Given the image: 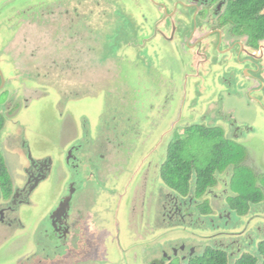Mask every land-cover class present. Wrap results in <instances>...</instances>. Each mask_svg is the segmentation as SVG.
<instances>
[{"label": "rangeland", "instance_id": "374dc122", "mask_svg": "<svg viewBox=\"0 0 264 264\" xmlns=\"http://www.w3.org/2000/svg\"><path fill=\"white\" fill-rule=\"evenodd\" d=\"M164 6L174 8L169 0L0 2V26L3 18L27 10L46 8L42 12L48 16L38 27L31 18L34 14L27 13L13 34L0 27V67L6 84L0 90V115L5 119L0 152L11 188L25 181L28 152L35 159L52 160L47 179L31 193L28 204L6 213L5 223L0 222V264H150L171 256L172 249L180 246L185 255L189 246L200 254L212 246L207 236L215 231L203 227L207 222L202 218L198 227L203 228L194 234L186 225L173 226L174 221L166 219L167 200L162 196L168 190L153 159L162 156L163 161L172 145L183 162L203 168L213 146L233 135L235 121L247 128L237 141L245 148L243 164L254 176L259 174L261 183L264 105L257 103L254 111L247 104L264 101L263 93L245 94L249 90L246 84L237 86L238 78L227 88L221 85L222 78H229L224 66H233L242 79L245 74L240 65L214 61L221 52L217 44L205 66L209 84L200 86L186 78L189 29L184 26L177 34L171 25L168 30ZM233 20L246 33L237 18ZM74 144L80 146L77 173L64 162L65 148ZM152 147L156 152L146 160ZM109 154L114 164L107 160ZM115 169L128 176L136 170L128 184L126 176L112 186ZM231 171L228 167L216 175L213 193L218 198H202L213 219L224 205L222 192L233 195ZM68 181H75L77 188L72 200L82 209H76L77 218L84 212L91 220L88 229L75 232V239L71 235L66 251L49 242L45 220ZM9 200L0 194V208ZM233 222L242 232L235 237L240 253L253 255L255 245L264 240V198L250 213L233 217ZM246 237L252 245L240 240ZM230 240L215 239L225 244ZM178 263L185 264L177 258L170 262Z\"/></svg>", "mask_w": 264, "mask_h": 264}, {"label": "flooded vegetation", "instance_id": "af4514ba", "mask_svg": "<svg viewBox=\"0 0 264 264\" xmlns=\"http://www.w3.org/2000/svg\"><path fill=\"white\" fill-rule=\"evenodd\" d=\"M1 1L2 0H0V2ZM169 1L171 2V6L172 7L174 6V8L171 10L169 8L167 9V7L164 6L165 11L169 14V19H170V23L167 22L168 30L171 29V25L173 27V30L176 28L177 34L180 33L181 30H183L184 26H186V30L189 29V32L187 34L188 36L187 39L190 42V44L188 45V50L184 51L188 53L190 55V58L192 59L188 71L189 73L187 74L188 78L195 80L197 84H200V86L204 84H209L211 76L209 70L206 69L205 66L208 63H210L211 55L213 54L214 48L217 44L221 52L218 54V57L214 59V61L215 62L230 61L233 64L240 65L242 67L241 72L244 71L245 74L244 79H242L240 72L233 70V66L228 65L227 68L224 66L223 69L225 70V72L229 74V78H222L221 85L224 86V88H227L230 85V81L233 78H238L237 86L246 84L247 89L249 90L248 92L245 91V94L249 95L250 92L252 91H258V92H262L264 97V20H258L259 16L264 15V8H262L259 12L250 15L249 17H247V19L242 20V16L240 13H237L235 9L230 10V6L234 4L233 2H236V0H169ZM45 10L46 8L45 9L40 8L39 11L27 10V12L23 11L21 13H17L15 16L11 15L9 18H3L2 20H4L5 23L0 27L5 33L8 31L7 34L9 33L13 34L15 28L17 29L20 23L21 22L23 23V20L19 22V18H24V19L27 18V13L29 12L34 14L33 17L31 16V18L32 19L35 18L34 19L35 24L38 27H40L41 25H44V23H46L48 20L47 18L48 16L42 12ZM0 13H2L1 7H0ZM193 13L194 15L192 16ZM233 18H237V20L241 23L243 28H245L246 33H244L243 30L237 29V27L234 24ZM42 20H45V22H40ZM158 23L159 21L156 22V26L157 28L160 29V26L157 25ZM4 28H6L7 31H5ZM194 37L195 40H193ZM197 42L198 44H196ZM196 57L202 58V60H204L205 62V65H202L203 67L199 70L202 76L198 72V68L200 67L201 64L199 63V61L194 60L196 59ZM0 70L2 72L1 67ZM63 72L66 71L64 70ZM9 81L10 78L7 81L8 84ZM15 81L12 80L11 83ZM21 83L24 84L25 81L23 82L21 81ZM4 85H6L5 80L1 84V78H0V90L4 88ZM9 86H11V84H9ZM160 99H162V97H160ZM257 103L261 104L263 108L264 101L262 99H259L258 101L253 99L251 104H247V107H250L255 111V109L257 108ZM233 123L234 125L231 126L233 135H231L230 137H225L226 136L225 135L223 140L231 141L236 145H240V147L242 148L240 150L244 151L246 157L245 148L237 141L241 139V135L244 133V131H247V128L237 124V121ZM248 131L251 132L250 129H248ZM156 144L157 142L155 143V145ZM155 147L154 148L152 147L151 149L148 150L145 156L146 160L150 158L154 152H156ZM79 148L80 146L74 144V145H70L69 147H66L64 150L65 151L64 162L69 168L74 170V173L78 172V168L81 165V161L78 155ZM98 157H100V155H98ZM33 159L35 164L31 165L26 155L27 165L23 169V173L25 176L24 183L20 187L15 188L14 190L11 188V183H10V191L7 197H4L3 194H1L0 192L1 197L4 200L10 199L5 207L0 208L1 223H5L6 213L13 214L19 209L20 206L28 204V198L31 195V193L37 189L38 185H40L39 184L40 182H44L47 179V174L50 172L52 167L51 158L47 157L44 159H35V158ZM108 159H111V161L113 162V154H109L107 160ZM156 159L154 158L153 160L159 163L158 175L160 179L161 168L163 167V165L167 160V152L163 160L164 162L162 161V156ZM243 161L244 158H242L239 161V166L245 167ZM99 162L100 161L98 160L95 164ZM228 167H231L232 169L231 171V177H232V172L234 170V167L232 164H230L225 168V170ZM99 169L100 167L98 166L97 170ZM115 171H116L114 172L115 176L112 178V182H111L112 186L114 185L115 182H117L119 185L121 179L126 176L128 177V179L125 181V184L126 183L128 184L134 173V171L133 172L131 171L130 176H128L125 171L124 172L122 171V169H121L122 171L121 174H119L116 169ZM198 172L199 169L194 168L193 165L191 164L190 173H189L190 177L188 179L190 190L189 193L185 196H181L180 194H178L176 190L170 188L163 181L162 183L163 186L167 188L168 193L170 192L171 195V196H167L168 194L167 193L165 196H162L163 198L165 197L167 200L166 214L164 215L171 224L172 221H174L175 224L173 223L172 224L173 226H176V223L181 226L186 225V227L191 231L192 234H194L195 231H199L203 227L206 228L210 227L215 232L209 234V236H207V239L212 240L213 244L211 247H206L203 250L207 248L222 250L226 253L227 259H229V261L230 260L234 261L237 258L235 257L236 254L238 256L242 255L240 253V247L237 246V240L235 239V237L241 235L242 232L238 230L239 227H237V224H235L234 222L231 223L233 217H239L240 219V216L242 215L241 213H239L238 210L240 207L238 198H240V196L238 193L232 190L229 181V188L233 195L229 196L225 193V191L222 192V196H223L222 201L224 202V205L223 207L220 208L217 218L216 219L211 218L210 208L209 206H207L208 204H206V201L204 199L202 200V198L208 195H211L212 198L214 197L215 199L218 198V196L215 193H213V189L217 185L216 175L219 174V172L216 171L214 174H212L214 178L213 184L207 187L205 190L201 191L199 195L195 194L194 192V179L198 174ZM263 174L264 173H262V175ZM258 175L259 174H255V176L253 175L254 178L253 186L254 188L258 189L259 188L257 187L258 184L260 185L261 188H264L262 183L259 184L258 182ZM259 190L262 192L264 198V193L262 189ZM76 193H77V188L75 186V181H68L67 183H65L64 191L62 195L58 198L56 203L49 210L45 220V222L48 225L47 237L49 239V242L52 243L57 242L59 247H63V249L66 251H68L72 239L76 237L75 232L76 231L80 232L81 227L82 229L83 228L88 229L91 220L90 216L85 215L84 212L80 214V218H77L76 209L77 208L81 209V207L77 203L76 205H72V200L75 197ZM263 198L259 202H252L249 200L245 203L244 201L246 205L244 215L250 213L251 210H254V206L260 204L263 201ZM204 206H206V208H203ZM94 213L97 212L95 211ZM84 216L86 217L85 220H84ZM185 219H187L186 220L187 222L185 221ZM199 219L202 222H204L205 225L207 222V225L203 227H198L200 224L198 222ZM11 220L16 221L15 218H12ZM7 224L11 225L12 221H9ZM71 235L73 236V238L71 237ZM216 238H223L225 240L231 239V240L226 242L225 244L222 243L221 241L216 242L215 241ZM68 240L70 241L68 242ZM240 240H244V242L249 245L253 244V241L250 237H246ZM184 251H185L184 246L178 247V250L172 249L171 256L164 255L161 260L153 261L150 264H165V263L170 264L172 258H177L180 261L186 262L190 258L194 256H199L202 253L201 252L200 254L197 255L195 253L194 247L192 246L187 247L186 255L183 254Z\"/></svg>", "mask_w": 264, "mask_h": 264}, {"label": "trees", "instance_id": "16d2710c", "mask_svg": "<svg viewBox=\"0 0 264 264\" xmlns=\"http://www.w3.org/2000/svg\"><path fill=\"white\" fill-rule=\"evenodd\" d=\"M233 3L230 6V10L235 9L237 13H240L242 20L247 19V15L249 17L264 8V0H236ZM258 20H264V15L259 16ZM3 125L4 118L0 115V134ZM174 145L176 146V144ZM240 149H242L240 145H236L231 141L222 140L220 144H215L210 162L199 169L194 179V192L199 195L201 191L213 184L214 178L212 174L216 171L220 173L232 164L234 170L230 179V186L234 192L239 194L240 207L238 210L239 213L244 214L245 203L249 200L259 202L262 200L263 194L259 188H254V178L251 170L244 166H239V161L245 157L244 151ZM190 168L191 165L189 163L183 162L174 154V149L171 145L167 152V160L161 168V177L170 188L176 190L181 196H185L190 190L188 184ZM10 183V177L0 152V192L4 197L9 195ZM261 183L264 187V174L262 175ZM203 208H206V206ZM185 264H264V240L256 245L253 255L242 254L232 263L227 259L224 251L207 248L199 256L190 258Z\"/></svg>", "mask_w": 264, "mask_h": 264}, {"label": "crops", "instance_id": "0c3cea01", "mask_svg": "<svg viewBox=\"0 0 264 264\" xmlns=\"http://www.w3.org/2000/svg\"><path fill=\"white\" fill-rule=\"evenodd\" d=\"M204 30V29H203ZM185 53V52H184ZM195 61L197 60V61H199V63L201 64L200 65V67L198 68V72L200 73V69L203 67L202 65H205V62H204V60H202V58H200V57H196V59H194ZM191 61H192V59L190 58V62H189V64H188V70H189V67H190V65H191ZM189 72H187L185 75H186V78H188V74ZM201 74V73H200ZM199 74V75H200ZM201 76H202V74H201ZM184 82H182L181 84H180V87L182 88V84H183ZM197 83V82H196ZM204 84V83H203Z\"/></svg>", "mask_w": 264, "mask_h": 264}, {"label": "water", "instance_id": "95a60500", "mask_svg": "<svg viewBox=\"0 0 264 264\" xmlns=\"http://www.w3.org/2000/svg\"><path fill=\"white\" fill-rule=\"evenodd\" d=\"M0 78H1V81L3 83L4 82V78H3V74L1 72V70H0ZM27 159L29 160L31 165L35 164L34 159L32 158V156H31V154L29 152L27 153ZM70 195H71V192H70Z\"/></svg>", "mask_w": 264, "mask_h": 264}]
</instances>
